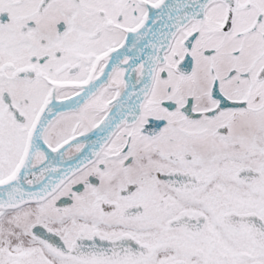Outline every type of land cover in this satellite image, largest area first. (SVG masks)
<instances>
[{"label": "snow or ice", "instance_id": "obj_1", "mask_svg": "<svg viewBox=\"0 0 264 264\" xmlns=\"http://www.w3.org/2000/svg\"><path fill=\"white\" fill-rule=\"evenodd\" d=\"M0 264H264V0H0Z\"/></svg>", "mask_w": 264, "mask_h": 264}]
</instances>
